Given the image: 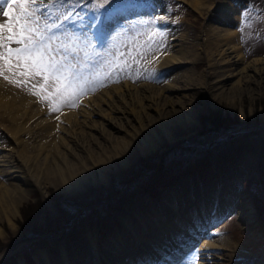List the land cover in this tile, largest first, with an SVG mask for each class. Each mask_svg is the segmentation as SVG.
I'll return each instance as SVG.
<instances>
[{"label":"rangeland","instance_id":"obj_1","mask_svg":"<svg viewBox=\"0 0 264 264\" xmlns=\"http://www.w3.org/2000/svg\"><path fill=\"white\" fill-rule=\"evenodd\" d=\"M204 1L209 2V0ZM214 1L216 0H210V2ZM217 1L230 3L234 8L231 11L232 14L230 13L234 19L233 24L226 27L227 29L234 28L238 48L246 63L253 59H264V23L254 22L245 33L238 30L241 14L246 7L256 4L264 8V0H238L236 2L239 7L234 5L236 2L233 0ZM132 2L136 3L138 7L130 11L129 15L127 14L129 20L135 21L139 18L146 20L155 16L167 17L165 21L157 24V27L167 32L164 46L157 47L153 44L151 51L147 48L143 49L147 53V60L141 59L139 64L129 62V66L124 72L119 73L117 80L112 77L113 81L109 80L106 85H95L96 90L86 92L79 101L87 94H97L106 88L121 89L124 79L130 80L134 85H148L156 91L168 83L167 80L172 76V72H184L187 78L195 80L187 82V84L183 83L180 86L181 90L175 91L172 96L183 94L185 101H191L188 108L190 107L189 113H192V123H188L187 127H178V124H175L173 128H170L172 133L170 134L174 139L163 147L160 154L131 156L127 159L128 162L124 168H109L103 183L96 182L98 179L95 177L91 179L95 180L96 184L89 182L88 179V185L83 184L81 191H59L49 177L43 179L45 181L42 182V189L31 187L25 188L27 191L18 190L16 192L17 189L6 188L10 193L15 191L14 194L12 192V195L17 198H12L16 200L17 204L15 209H12V206L7 209L6 215L0 210V227L4 231V235L0 237V264H20L19 261H22L23 264H45L40 258L36 261L34 256L39 247H46L51 262L58 263L61 261V248L56 245L57 239L63 243V249L70 258L76 255L77 247L80 250L81 259H76L73 264L74 262L76 264H94L89 248L86 250V247L84 248L85 244L87 245L84 238V222H88L93 228L98 243L97 247L103 249L101 253H104L110 240L116 238V233L124 234L118 215L121 212H118V207L130 201L141 200L162 210L164 202L168 203L166 196L169 192H172L173 196L184 198L189 188L195 190L197 186L198 188L208 187L207 191L223 188L238 197L244 194L252 196L256 216L257 218L259 216L258 229L253 233L246 229L234 208V202H230V205L217 204L218 206H214L216 208L213 210L212 207L209 208L206 214L207 216L215 213L216 218L211 226L208 229L205 228L204 235L199 236L198 241L190 242L186 251H182L180 256H177L178 259L175 263L197 264L199 243L207 241L213 247L209 253L212 254V258H217V260H213L216 264H264V85H259L261 88L257 90H244L240 93L237 91L225 99L220 97L211 100L206 90L199 85L200 81L203 82L204 75L206 76L205 72L208 70L207 62L203 59L204 56L199 54L203 29L209 23L208 13L203 8L200 12L195 11L190 5L192 2L198 1L132 0ZM224 20L227 19L224 18ZM110 23L115 31H123L125 27H130L125 19L120 17L114 18ZM174 37L179 38L184 44L182 48L184 49L183 53L187 56L186 62L176 69L161 68L163 65L157 64L156 60L161 55H166L175 49L173 46L175 44ZM136 39L138 43L143 44L146 37L140 35L133 39L130 35L118 36L112 52L126 51L132 40ZM153 57L156 59H152ZM2 87L8 90L13 88L11 90L28 96L26 101H30L31 107H33L32 104L38 106L37 110L40 109L45 118L47 117L45 114L50 112L51 120L33 135L35 140L30 133L25 131L21 135L19 132L21 128L16 125L18 123L8 124L7 119L0 117V144L4 149L11 150L14 147V137H17L21 140L19 146H22L17 156L24 160L23 162H41L43 159L42 150L58 143L54 138L57 139L59 135L57 125L60 122L58 120L66 106L62 107L59 112H51L48 101L41 102L38 97L30 95L26 90L17 88L0 78V90ZM120 91L123 92L122 89ZM116 99L114 102L117 101L120 106ZM1 102H4L3 99L0 100V106ZM158 103L156 102L157 105ZM144 110L149 115L154 114L152 109L142 106L139 116L141 115L143 120H145ZM1 112L0 108V114ZM209 116L222 119L224 123L232 126L219 131L216 135L203 136L206 133V128L202 122L209 123ZM55 119L56 123L53 121ZM149 123L154 125L155 122ZM185 123L186 121L183 122V125H186ZM158 133L159 139L163 140L161 133L159 131ZM105 147L109 151L111 146L106 145ZM101 151L103 150L97 149L94 152L101 153ZM101 157L104 156L101 154ZM76 158L73 155L69 156L68 162L78 163ZM83 162L90 166L89 159ZM1 177L0 182L3 181ZM126 206L127 210L125 211H128L129 207ZM128 214L131 221L135 222L133 215L130 212ZM7 217L13 220L16 227H10ZM168 220L171 219H166L165 224L172 222ZM173 221L191 236L194 235L191 233L192 230L196 231L192 226L194 220L192 223H187L189 226H182L180 225L182 222ZM188 227H193V229L190 231ZM153 231L148 228L147 237L141 239L142 243L152 248H143V251L146 252L144 255L148 256V258H144L141 254L139 257V259L142 258L141 263L143 264H151L152 262L149 261L156 260L152 258V253L157 254L156 257L162 256L164 259V255L159 254V251H154L152 242L154 243L155 237L150 236ZM123 247L128 249L126 244ZM162 249L166 251L164 247ZM127 253V260L134 257L129 252ZM193 255L196 257L195 260L192 259ZM128 262L127 264H136L135 261Z\"/></svg>","mask_w":264,"mask_h":264},{"label":"bare ground","instance_id":"obj_2","mask_svg":"<svg viewBox=\"0 0 264 264\" xmlns=\"http://www.w3.org/2000/svg\"><path fill=\"white\" fill-rule=\"evenodd\" d=\"M191 1H198L196 3L192 2L190 5L198 12L203 8L208 13L209 19V23L203 29V38H201L199 45V54L204 56L203 59L207 62L208 70L205 72L206 76L204 75L205 81L203 79V82L200 81L199 85L206 90L211 100L220 97L225 99L237 91L240 93L244 90L260 89L261 86L259 85H264V59H253L246 63L238 48L234 28L227 29L226 27L233 24L234 19L230 15L234 8L231 7L230 3L217 0L214 2L209 0L208 3L204 0ZM236 1L238 0H233V2ZM234 5L239 7L237 2ZM224 18L227 20L225 21ZM173 40L175 49L166 55H161L156 60L157 64L163 65L161 68L176 69L186 62L187 56L183 53L184 49L182 48L184 44L181 43L179 38L174 37ZM133 43H138L137 39L132 40L129 47ZM110 51L116 53L117 56L119 55V52H112V49ZM107 59H112V56L108 55ZM97 71L101 74L98 79L102 78L103 69H97ZM116 76L113 75L115 80L118 78ZM189 78L186 74L184 75V72H172V76L167 80L168 83L156 91L148 85H134L130 80L124 79L121 85L123 92L120 91V88H106L100 89L101 91L97 94L85 95L75 108L71 109L67 106L64 108L58 120L60 123L57 125L59 135L57 139L54 138L58 143L42 150L43 159L39 163L37 161L23 162L24 160L17 156V153L22 149V146H19L21 140L17 137H14V147L11 150L6 151L3 145L0 144V176L3 179L0 182L1 212L6 215V210L10 209L11 206L12 209H15L17 203L13 198L17 197L13 196L12 192L14 194L15 191H25V188L31 187L42 189V182L45 181L43 180L45 177L51 178L59 191L77 192L82 190L83 184L88 183V179L93 184H96V182L103 183L109 168H124L126 162H128L127 159L131 156L160 154L163 147L174 139L170 128H173L175 124H178V127H187L192 120V113H189L190 107L188 108L191 101H185L183 94L172 96L175 91L181 90L180 86L183 83L187 84V82L195 80ZM108 81L97 82L90 85V87H95L97 84L106 85ZM11 89H3L2 87L0 90V100L3 99L4 101L1 102L2 112L0 117L7 119L8 124L11 122L18 123L16 125L21 128L19 131L21 135L25 131L33 137L40 128L44 127L45 123L51 120L50 112L48 111V114H45L47 115L45 118L42 111L37 110L38 106L32 104L33 107H31L30 101H26L28 96ZM115 98H117L116 100H118L120 106L117 101L114 102ZM156 102H159V106ZM142 106L152 109L154 113L149 115L144 110L143 117L146 121L140 117L141 115L139 116ZM53 121L56 123L57 120ZM184 121H186V125H183ZM149 122L155 123L150 125ZM11 125L13 126V124ZM157 129L163 136V140L159 139ZM15 132L17 133V131ZM33 140H35V137H33ZM106 145L111 146L109 151H107ZM97 149L103 151L101 153L94 152ZM101 154L104 157H101ZM72 155L77 157L75 160L78 163L68 162V157H72ZM86 159L90 160V166L83 162ZM94 177L98 181L94 182L95 180H92ZM8 187L17 190H11L10 193L9 190H6ZM207 189L209 188H198V186L195 190L189 188L184 198L173 196L174 194L169 192L166 196L168 203L165 204L166 201L164 202L162 210L141 200H134L121 205L117 208V210L119 209L118 212L121 213L117 214L120 216L124 234L116 233V238L110 240L107 249H105V254L101 253L103 249L97 247L98 243L93 228L88 222H84V238L87 243L84 248L86 247L85 250L89 248L93 255L94 264H127V261H130V258L127 260V252L134 257L137 255L132 260L136 259V261L142 262V258L139 259L141 254L144 258H148L144 255L146 252L143 251V248H152L142 243L141 239L147 237L146 231L151 228L157 233V235H154L156 233L153 231L150 235L155 237L154 243L152 242L154 251H159V254L164 255V259L162 256L156 257L157 254L152 253V258L156 260L149 262H152L151 264H176L178 254L190 242L198 241L199 236L204 235L205 228L211 226L216 218L215 213L206 216L209 208L212 207L213 210L218 206L217 204L226 203L230 205V202H234V208L237 210L239 219L246 229L252 233L258 229L259 216L258 218L256 216L252 196L244 194L238 197L223 188L209 191ZM125 205L129 207L128 211H125L127 210ZM144 207L145 209H143ZM129 212L135 218V222L131 221ZM166 219H171L168 221L173 223L168 222L165 224ZM173 220L182 222L180 223L182 226H187V223H192V220H194L192 226L195 227L196 231L193 232V227H188L194 235L191 236L183 228L178 227ZM7 221L10 227L14 228L13 220L7 217ZM3 235L4 231L0 227V237ZM125 244L128 249H124L123 245ZM56 245L61 248V261L58 263L51 262L46 247H39L34 254L36 261L40 258L45 264H73L76 259H81L78 247L75 249L76 255L70 258L66 255L63 243L59 239H57ZM163 247L168 252L163 251ZM211 249L213 247L209 242L199 243L197 264H216L213 260H217V258H212V254L209 253ZM19 262L23 264L22 261ZM74 264L76 263L74 262Z\"/></svg>","mask_w":264,"mask_h":264},{"label":"snow or ice","instance_id":"obj_3","mask_svg":"<svg viewBox=\"0 0 264 264\" xmlns=\"http://www.w3.org/2000/svg\"><path fill=\"white\" fill-rule=\"evenodd\" d=\"M136 7L132 0H0V78L48 101L51 112L78 106L86 92L96 90L90 85L118 76L129 62L147 60L143 49L164 46L167 32L157 24L167 17L129 20ZM116 17L130 27L115 31L110 21ZM254 22L264 23V8L256 4L242 12L238 30L245 33ZM121 35L146 40L117 56L110 50Z\"/></svg>","mask_w":264,"mask_h":264},{"label":"trees","instance_id":"obj_4","mask_svg":"<svg viewBox=\"0 0 264 264\" xmlns=\"http://www.w3.org/2000/svg\"><path fill=\"white\" fill-rule=\"evenodd\" d=\"M208 119L210 120L209 123L202 122V124H204L205 128H206V133H204L203 136L216 135L219 133V131L226 130L228 128H231V126H232L230 124L224 123V121H222V119L220 120L219 118H216V117L209 116ZM62 201H64V200H62ZM26 237H28V236H26Z\"/></svg>","mask_w":264,"mask_h":264},{"label":"water","instance_id":"obj_5","mask_svg":"<svg viewBox=\"0 0 264 264\" xmlns=\"http://www.w3.org/2000/svg\"><path fill=\"white\" fill-rule=\"evenodd\" d=\"M259 204V203H258Z\"/></svg>","mask_w":264,"mask_h":264}]
</instances>
